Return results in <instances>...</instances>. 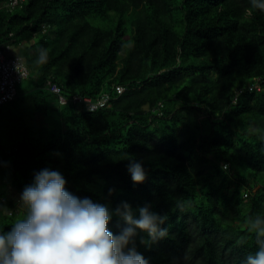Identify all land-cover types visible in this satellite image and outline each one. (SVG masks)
Wrapping results in <instances>:
<instances>
[{"label":"trees","instance_id":"16d2710c","mask_svg":"<svg viewBox=\"0 0 264 264\" xmlns=\"http://www.w3.org/2000/svg\"><path fill=\"white\" fill-rule=\"evenodd\" d=\"M9 2L0 46L19 49L35 86L0 106H20L0 126V232L49 169L108 207L114 234L122 202L166 216V238H136L149 264H245L258 250L246 221L264 216V11L251 0ZM76 95L109 101L92 111Z\"/></svg>","mask_w":264,"mask_h":264},{"label":"clouds","instance_id":"9594fccd","mask_svg":"<svg viewBox=\"0 0 264 264\" xmlns=\"http://www.w3.org/2000/svg\"><path fill=\"white\" fill-rule=\"evenodd\" d=\"M252 7L264 11V0H251ZM47 51L39 50L38 63ZM19 62L17 64V69ZM128 171L135 184H143L147 172L141 162L131 161ZM66 180L58 171L43 169L34 183L26 186L21 207L27 208L11 231L0 232V264H149L137 250L136 238L145 245L168 235L163 228L167 217L140 207L137 217L127 202L115 209L126 224L119 234L109 230L112 219L108 207L89 198H79L66 190ZM249 232L256 235L258 250L247 256L245 264H264V216L249 217Z\"/></svg>","mask_w":264,"mask_h":264},{"label":"built area","instance_id":"2783aa9c","mask_svg":"<svg viewBox=\"0 0 264 264\" xmlns=\"http://www.w3.org/2000/svg\"><path fill=\"white\" fill-rule=\"evenodd\" d=\"M24 0H10L9 6L11 9L21 4ZM9 50V48H7ZM19 66L17 69V64ZM29 69L23 59L20 57H8L5 49L0 46V106H3L17 97V85L22 79L28 77ZM57 93L60 92L59 88L55 90ZM117 91L122 94L125 88L117 86ZM75 102L86 103L90 110L95 111L100 106L104 105L109 101V96H104L101 99L94 101L90 97L75 96L73 98ZM60 101L62 104H67L68 99L61 96ZM12 212L10 211L9 214Z\"/></svg>","mask_w":264,"mask_h":264},{"label":"rangeland","instance_id":"374dc122","mask_svg":"<svg viewBox=\"0 0 264 264\" xmlns=\"http://www.w3.org/2000/svg\"><path fill=\"white\" fill-rule=\"evenodd\" d=\"M241 3H243V0H239ZM162 18L169 20V16L166 14H164L163 11V15L161 16ZM179 32L182 30L180 26L177 27V29ZM6 55L7 56H11V57H17L19 56V49L15 48V47H11L9 50L5 49ZM34 83L31 79L29 78H24L18 85H17V90L19 93H26L27 91H31L34 88ZM19 101L17 100V103H15L14 105H10L9 108H7V106L1 110L0 113V126L3 125L4 123V119L8 118L9 116L12 115H17L18 114V109H19V105H18ZM9 104V103H8ZM7 105V104H5ZM198 170L200 172H206L209 170V168H207V166L201 165L199 166ZM2 191V188H0V192Z\"/></svg>","mask_w":264,"mask_h":264}]
</instances>
